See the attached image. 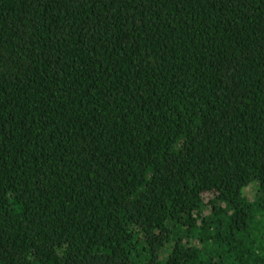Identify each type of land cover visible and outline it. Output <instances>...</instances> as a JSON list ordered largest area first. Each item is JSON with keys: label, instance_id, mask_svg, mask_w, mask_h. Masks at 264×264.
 Segmentation results:
<instances>
[{"label": "trees", "instance_id": "trees-1", "mask_svg": "<svg viewBox=\"0 0 264 264\" xmlns=\"http://www.w3.org/2000/svg\"><path fill=\"white\" fill-rule=\"evenodd\" d=\"M0 264H264V0H0Z\"/></svg>", "mask_w": 264, "mask_h": 264}]
</instances>
